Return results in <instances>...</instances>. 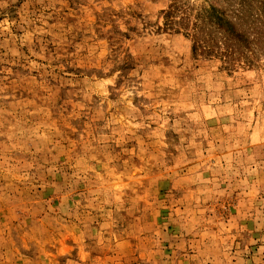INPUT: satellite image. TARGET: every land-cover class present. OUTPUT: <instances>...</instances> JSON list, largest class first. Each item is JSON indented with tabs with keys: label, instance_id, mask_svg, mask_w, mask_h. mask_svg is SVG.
I'll use <instances>...</instances> for the list:
<instances>
[{
	"label": "rangeland",
	"instance_id": "1",
	"mask_svg": "<svg viewBox=\"0 0 264 264\" xmlns=\"http://www.w3.org/2000/svg\"><path fill=\"white\" fill-rule=\"evenodd\" d=\"M169 2L0 0V264H264V55Z\"/></svg>",
	"mask_w": 264,
	"mask_h": 264
},
{
	"label": "trees",
	"instance_id": "2",
	"mask_svg": "<svg viewBox=\"0 0 264 264\" xmlns=\"http://www.w3.org/2000/svg\"><path fill=\"white\" fill-rule=\"evenodd\" d=\"M163 19L189 36L192 52L246 62L264 55V0H170Z\"/></svg>",
	"mask_w": 264,
	"mask_h": 264
}]
</instances>
